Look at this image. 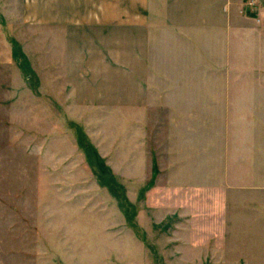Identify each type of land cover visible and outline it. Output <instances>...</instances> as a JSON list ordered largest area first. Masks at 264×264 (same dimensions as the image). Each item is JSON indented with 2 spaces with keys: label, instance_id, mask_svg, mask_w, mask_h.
<instances>
[{
  "label": "rangeland",
  "instance_id": "rangeland-1",
  "mask_svg": "<svg viewBox=\"0 0 264 264\" xmlns=\"http://www.w3.org/2000/svg\"><path fill=\"white\" fill-rule=\"evenodd\" d=\"M49 1L0 0V264H264V0Z\"/></svg>",
  "mask_w": 264,
  "mask_h": 264
},
{
  "label": "crops",
  "instance_id": "crops-1",
  "mask_svg": "<svg viewBox=\"0 0 264 264\" xmlns=\"http://www.w3.org/2000/svg\"><path fill=\"white\" fill-rule=\"evenodd\" d=\"M117 1L118 0H50L49 1V13L51 14V17H54V19L56 20L57 19L67 20L69 17L68 13L70 12L73 15V17H79L81 22L86 20L85 22L95 24L96 21H99V20L102 21L104 11L106 10L108 3L109 5L111 4V2L115 4ZM206 1L209 3L208 4L210 6L209 9L216 11V7H217L216 1L217 0H206ZM173 2H175V0H167V2L166 0H148V25L153 20L156 21L157 25L162 24L161 22L158 23V19L156 17L157 12L158 10H161L160 19H162V13H163L162 10L165 9L164 4L167 3L168 5H170V3L173 4ZM152 13L155 15L154 16L151 15ZM219 16H220V25H219L220 28L218 27L216 29V26H215L214 31L221 34L223 30L224 31L227 30L228 25L231 26V23L229 22L228 24L226 20L225 12L223 10L220 11ZM210 17L216 18V12L213 13ZM85 22H83V24H85ZM209 25L212 26L214 24L212 22H209ZM228 241H229L228 234L226 232V227H225L224 234H222V230L215 231L213 240L210 242V245H233V244H230ZM112 264H151V260L150 259L147 260V259L127 258L123 260L118 259L117 263H112Z\"/></svg>",
  "mask_w": 264,
  "mask_h": 264
}]
</instances>
